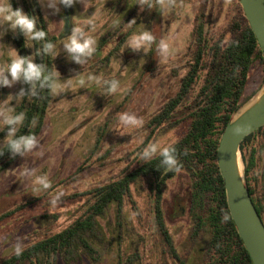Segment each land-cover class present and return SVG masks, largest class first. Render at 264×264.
Here are the masks:
<instances>
[{
    "label": "rangeland",
    "instance_id": "374dc122",
    "mask_svg": "<svg viewBox=\"0 0 264 264\" xmlns=\"http://www.w3.org/2000/svg\"><path fill=\"white\" fill-rule=\"evenodd\" d=\"M236 1L164 0L161 4L146 6L147 0H144L146 8L140 11L136 5L139 0H88L86 12L81 4H75L72 8L61 6L55 15L41 8L49 33L58 38L55 44L58 55L52 58L54 71L60 75L55 72L59 87L51 93L46 122L36 147L0 174V214L28 200L42 199L0 223V260L12 255L16 246L24 248L69 226L88 204L85 198L71 200L70 195L106 183L128 167L132 169L146 141V144L169 142L174 138L176 142L183 136L187 124L173 129L160 128L148 139L150 119L174 95L185 72L184 57L198 16L203 14L214 32L222 30L236 14ZM133 19L136 24H126ZM141 24L155 38L146 54L126 49L127 38L142 30ZM72 27H80L94 40V52L83 65L71 61L61 43ZM3 31L0 64L9 59L8 48L18 54L13 33L0 28V34ZM104 39L108 42L97 50ZM122 39L125 42L119 51L106 60L105 56ZM160 40L168 44L167 54L157 52L156 42ZM27 44L33 58L32 41ZM77 73L85 79L88 75L101 80L115 78L119 89L108 94L103 84L97 86L87 80L85 89H79L75 80L66 81ZM262 78L260 68L252 71L245 97H253L244 104L261 89ZM20 88L19 81L11 88H0V100L9 93L15 95ZM11 106H15V101ZM124 113L139 118L142 125L139 128L124 125L119 119ZM141 138L142 142L138 143ZM98 139L100 149L92 162L63 183L91 155ZM241 165L244 172L243 161ZM25 169L34 170V175L23 174ZM35 175L46 176L49 188L33 191L38 187L34 183ZM189 182L185 174H180L167 183L163 189V209L179 257L185 264H204L209 235L204 233L191 240L192 224L187 217ZM116 213V204H112L98 218L101 235L93 243L100 254L99 262L83 257L70 264H178L155 226L152 195L145 179L132 186L131 198L126 201L121 216ZM56 264L68 263L58 259Z\"/></svg>",
    "mask_w": 264,
    "mask_h": 264
},
{
    "label": "trees",
    "instance_id": "16d2710c",
    "mask_svg": "<svg viewBox=\"0 0 264 264\" xmlns=\"http://www.w3.org/2000/svg\"><path fill=\"white\" fill-rule=\"evenodd\" d=\"M163 1L147 0L146 6L152 3L158 5ZM9 2L13 9L21 6L25 13L37 17V27L44 30L46 36L44 41H32L33 61L46 65L47 72L55 80L52 56L42 53L37 55L45 41L55 45L58 40L49 33L40 5L37 0ZM236 6V14L228 19L227 26L216 32L203 14L198 16L191 44L184 57L185 72L179 78L174 95L150 119L151 131L148 139L160 128L173 129L187 124L185 133L173 145L179 170L164 172L159 165V156H154L146 164L136 161L132 169H124L106 183L70 195L71 200L85 198L88 201L80 216L60 232L47 235L21 248L19 256L13 253L1 259L0 264H56L58 259L70 264L81 261L83 257L99 262L100 254L93 243V239L97 240L101 235L98 218L112 204H116V214L120 217L126 201L131 198L132 186L144 179L149 184L152 195L155 226L170 248L172 257L178 264H185L175 250L163 209V189L180 174H185L190 181L187 217L192 224L191 240H196L204 233L209 235L204 264H253L230 216L224 181L217 162V149L225 127L233 114L253 97L246 98L245 89L254 69H261L263 78L260 87L264 85V54L239 0L236 1ZM12 38L18 54L30 56L27 41L19 34ZM107 42L102 40L97 50ZM124 42L123 39L120 40L105 59L109 60L118 52ZM22 87L27 91L28 86L21 82ZM51 93L52 90L49 89H38L36 98H25L17 104L16 110L25 112V121L19 134L26 135L31 132L38 138L46 122ZM33 118L36 119V124L31 127L30 121ZM4 136L5 132L1 131L0 141ZM97 142L91 155L63 183L76 177L92 162L100 149L99 139ZM240 152L246 185L264 224V126L242 142ZM18 158L19 156L10 158L5 150L4 155L0 156V174ZM41 199L28 200L1 213L0 223ZM225 213L229 216L227 221L222 219Z\"/></svg>",
    "mask_w": 264,
    "mask_h": 264
},
{
    "label": "clouds",
    "instance_id": "9594fccd",
    "mask_svg": "<svg viewBox=\"0 0 264 264\" xmlns=\"http://www.w3.org/2000/svg\"><path fill=\"white\" fill-rule=\"evenodd\" d=\"M37 3L41 8L51 10L53 15L60 12L61 6L63 8H72L75 4H81L84 12L89 8L88 0H37ZM136 5L139 6L140 11L146 8L143 6L144 0H139ZM133 23L136 24L135 19L126 24L131 25ZM37 24L38 20L35 15L27 14L19 7L13 9L9 0H0V28H6L13 35L19 34L25 41H44L46 33L37 27ZM4 35L5 31L0 34V39ZM154 40L152 32L147 30L143 25L142 30L134 32L127 38L126 49L146 54ZM61 43L63 49L68 54V58L77 65H83L94 52V40L86 36L80 27H72L70 34L65 36ZM8 49L9 59L4 64H0V88H11L18 81L28 86L27 91L22 87L15 95L9 93L3 100H0V131L5 132L3 140L0 141V156H3L6 150L10 158H15L17 156L24 157L26 153L32 152L37 145V139L31 132H28L26 135L19 134L25 121V112L17 111V104L21 103L25 98H36L38 96V89L55 91L59 87V82L52 79V74L47 72L46 65L35 63L31 56H20L16 50ZM156 49L159 54H167L168 44L160 40L156 42ZM41 53L44 55L50 54L53 58L58 55L56 46L48 41L42 44L37 55ZM55 72L59 75L56 70ZM71 80L76 81L79 89L84 88L86 80L94 82L97 86L103 84L108 94L115 93L119 89V81L115 78L101 80L99 77L88 75L85 79L80 73H77L66 81ZM13 101H15V106H11ZM119 119L124 125H131L137 128L142 125V120L127 113L121 114ZM35 124L36 119L33 118L30 121V126L34 127ZM235 131L239 133L241 129L237 128ZM169 136H171V133H169ZM140 142H142V138L141 141H138V143ZM174 143V138L169 142L148 143L137 154L138 158L136 161L146 164L154 156H159V165L164 172L178 171L179 164L175 155V148L173 147ZM23 174L32 176L34 175V170L25 169ZM34 183L38 187H34L33 191L49 188V181L44 175H35ZM222 219L227 221L229 219L228 214L225 213ZM21 251V247L16 246L14 254L19 256Z\"/></svg>",
    "mask_w": 264,
    "mask_h": 264
},
{
    "label": "water",
    "instance_id": "95a60500",
    "mask_svg": "<svg viewBox=\"0 0 264 264\" xmlns=\"http://www.w3.org/2000/svg\"><path fill=\"white\" fill-rule=\"evenodd\" d=\"M264 54V0H239ZM264 126V85L235 112L221 135L217 162L230 216L253 264H264V224L252 201L241 165V144ZM240 128L237 133L235 129Z\"/></svg>",
    "mask_w": 264,
    "mask_h": 264
}]
</instances>
